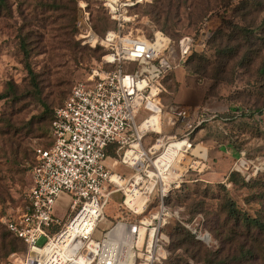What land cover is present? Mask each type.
Returning <instances> with one entry per match:
<instances>
[{
  "label": "rangeland",
  "instance_id": "374dc122",
  "mask_svg": "<svg viewBox=\"0 0 264 264\" xmlns=\"http://www.w3.org/2000/svg\"><path fill=\"white\" fill-rule=\"evenodd\" d=\"M241 1L173 0L168 19L166 14L157 15L164 0H147L131 10L135 20L127 30L149 36L146 22L161 32V24H165L168 33H163L171 40L182 36L195 40L184 66L174 67L161 81L159 102L169 119L162 117L166 122L164 133L177 134L172 142L187 139L185 142L191 146L178 152L173 168L166 171L173 176H166L163 183L157 181L150 197L153 206L166 187L162 199L174 213L163 230L168 239L163 264H264V253L256 250L259 241L253 245L251 241L230 259L204 257L207 251L228 252L240 241L235 240L232 223L227 219V201L251 216L260 212L264 201L259 187L264 181V0H249L245 8ZM1 10L0 93L7 98L0 101V116L22 98L17 106L24 108L19 114L23 122L40 116L43 109L39 99L47 105L45 114L49 117L44 137L28 140L26 163H2L0 176L8 197L0 204V224L5 228L2 220L16 217L24 206L34 150L52 146L50 122L54 111L105 54L102 47H92L81 39L83 17H87L99 39L113 24L100 0H5ZM203 30L209 34L205 44L198 40ZM27 66L35 75L36 88L31 85ZM146 116L140 112L135 122L140 123ZM193 118L186 127L184 121ZM156 139L153 135L146 137L142 140L144 148ZM121 156L122 151L110 147L105 165L112 180L122 188L131 176L144 175L121 164ZM232 176L248 185L234 184ZM67 198L59 197L53 206V216L62 222L71 218ZM123 198L122 191L111 196L103 211L104 219L92 236L94 240L100 239L121 215ZM177 227L192 236V242L175 246L172 234ZM13 254L24 256L25 246ZM11 255L0 258V264H12Z\"/></svg>",
  "mask_w": 264,
  "mask_h": 264
},
{
  "label": "built area",
  "instance_id": "2783aa9c",
  "mask_svg": "<svg viewBox=\"0 0 264 264\" xmlns=\"http://www.w3.org/2000/svg\"><path fill=\"white\" fill-rule=\"evenodd\" d=\"M100 1L113 28L99 39L83 17L80 37L92 47L105 49V54L54 111L52 146L34 150L21 213L2 220L6 230L25 246L24 256L11 255L12 264H163L167 258L168 239L163 230L174 213L163 202V190L159 201L150 206L154 186L157 181L163 183L155 174H166L168 169L160 162V168L156 166L165 150L155 145L163 143L166 148L177 136L164 133L162 117L168 113L159 102L161 81L174 67L184 66L195 40L182 36L173 41L150 22L145 24L149 36L127 30L135 20L131 10L147 0ZM208 37L203 30L198 40L205 44ZM142 111L147 116L137 124L135 116ZM190 121L194 118L184 121L186 127ZM143 124L149 130L141 131ZM151 135L156 136L155 143L144 148L142 140ZM112 146L122 151L121 164L144 176H131L122 188L114 182L105 165ZM118 191L124 196L121 215L94 240L104 208ZM61 196L70 200L71 218L65 222L52 214Z\"/></svg>",
  "mask_w": 264,
  "mask_h": 264
},
{
  "label": "trees",
  "instance_id": "16d2710c",
  "mask_svg": "<svg viewBox=\"0 0 264 264\" xmlns=\"http://www.w3.org/2000/svg\"><path fill=\"white\" fill-rule=\"evenodd\" d=\"M164 1L165 3L163 5H160V7L158 8L157 15L166 14L165 18L168 19V11L173 0H164ZM4 3L5 0H0V17L3 12L1 10V7L4 6ZM248 3L249 0H242L240 2L242 7L244 8L247 7ZM151 14H153V12ZM156 21L157 24L160 25L158 20ZM160 29L164 33H168V28L166 27L165 24H161ZM263 44H264V40H263ZM24 57L25 59L28 58L27 51H24ZM26 69L29 73L32 87L36 88L35 75L32 73L29 66H27ZM261 71L262 73H264V67L261 69ZM13 95L15 96L17 95V93H14ZM4 98H7V96H4L2 93H0V101ZM22 100H23L22 98H18L16 101H14L11 104V106L8 108V111L0 116V169L2 163L4 164V162H8L9 160L19 163V165L22 163H26L28 160V152H29V148L26 147L28 140L43 138L47 130V125L49 121V117L46 116L45 114L47 105L42 100L40 99L37 100L41 108L43 109L42 113L36 119L32 118L27 122H23V120L19 118V114L21 113L22 109L24 110V108H18L17 106V104L20 103ZM255 112L258 113L260 112V110H257ZM53 118H54V113L52 115L50 126ZM34 160H35V152H34L33 162ZM0 175H1V170H0ZM232 181L234 184L241 182L243 186L248 185L244 183L242 179L240 180L238 176H232ZM259 187L261 188L262 190L261 192L264 195V181H262ZM6 197H8V195L6 191H4L3 178H1L0 176V204L6 201ZM260 205H261L260 212H258L254 216H251L239 210L233 202L227 201L226 205L224 206V209L226 210L227 219L232 223L235 240H240V241H236L234 248L230 249V251L228 252L211 253L210 251H207L204 257L218 256L222 258L223 256L226 259H230L232 258V255L239 254L242 249L244 250V247L247 246V244L250 243L251 241H254L252 245L256 244L257 243L256 241H259L260 243L256 244L257 247L256 250L264 253V201H262ZM241 230L243 232H241ZM172 237L175 239V246H177L178 248L181 247L184 243L192 242L193 240L192 236H190L188 233H186L184 230H182L179 227L175 228ZM167 247H168V243L166 245V248ZM23 249H24L23 243L14 236H12L0 224V258H6L10 254L19 253L23 251ZM249 251H251V248H249Z\"/></svg>",
  "mask_w": 264,
  "mask_h": 264
},
{
  "label": "bare ground",
  "instance_id": "6f19581e",
  "mask_svg": "<svg viewBox=\"0 0 264 264\" xmlns=\"http://www.w3.org/2000/svg\"><path fill=\"white\" fill-rule=\"evenodd\" d=\"M91 40H93V39H91ZM165 119L167 121L169 120V119H167V116L166 115L164 117V120ZM164 124H165V126H164V128H165L166 127V122ZM188 124H190V122ZM144 128H146V130H149L148 127H147V124H143L142 126H140V130L141 131H143ZM161 145H163V143H159L158 145H155V148L157 149V148L161 147ZM186 146L187 147H190L189 144H187L185 141H183V142H171L170 145L164 149L165 150L164 158L162 160H159L157 162L156 166L158 168H160V165H159V162H160L161 163V166L164 164V166H166L167 168H171L172 167L171 164H174L175 161H176V157L178 155V152L181 150L182 147H186ZM155 175L158 178V180L163 181L166 176H170V173H168V174L166 173L165 174L162 171L160 174H155ZM149 176H153V175L150 173ZM171 176H173V175H171ZM166 191H167V188L166 187L163 188V193L166 192Z\"/></svg>",
  "mask_w": 264,
  "mask_h": 264
},
{
  "label": "crops",
  "instance_id": "0c3cea01",
  "mask_svg": "<svg viewBox=\"0 0 264 264\" xmlns=\"http://www.w3.org/2000/svg\"><path fill=\"white\" fill-rule=\"evenodd\" d=\"M63 197H66V196H63ZM67 198V197H66ZM69 200V198H67Z\"/></svg>",
  "mask_w": 264,
  "mask_h": 264
}]
</instances>
